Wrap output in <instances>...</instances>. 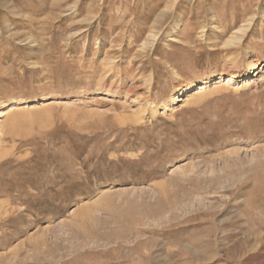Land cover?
Listing matches in <instances>:
<instances>
[{
    "label": "rangeland",
    "instance_id": "374dc122",
    "mask_svg": "<svg viewBox=\"0 0 264 264\" xmlns=\"http://www.w3.org/2000/svg\"><path fill=\"white\" fill-rule=\"evenodd\" d=\"M0 112V264H264V0H0Z\"/></svg>",
    "mask_w": 264,
    "mask_h": 264
},
{
    "label": "bare ground",
    "instance_id": "6f19581e",
    "mask_svg": "<svg viewBox=\"0 0 264 264\" xmlns=\"http://www.w3.org/2000/svg\"><path fill=\"white\" fill-rule=\"evenodd\" d=\"M247 60L249 61L248 66H249L250 68H252L254 71H256V70H257V66L260 65V60H259V59H256L254 56L247 57ZM256 72H257V71H256ZM239 76H240V75H238V73L235 72V73L231 74V76H230L229 78H223V77L219 78V80H218V82H217L216 84H218V85H222V84H223V85L231 84V83L234 81V79L239 78ZM246 79H247V80H246L245 83H251V82L254 81V78H253V77H248V78H246ZM207 88H208L207 85H203V86H201V87L198 89V93H199V94H203L204 92H206V89H207ZM4 115H5L4 112H0V117H4ZM20 117H21V116H20ZM24 119H25V118H24ZM87 208H88V207H85V208L81 209L79 215H82V213H84V212L86 211ZM0 220H1V218H0Z\"/></svg>",
    "mask_w": 264,
    "mask_h": 264
}]
</instances>
